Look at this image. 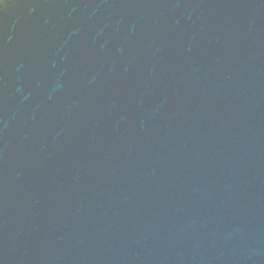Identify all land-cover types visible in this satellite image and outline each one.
<instances>
[{
  "label": "water",
  "instance_id": "95a60500",
  "mask_svg": "<svg viewBox=\"0 0 264 264\" xmlns=\"http://www.w3.org/2000/svg\"><path fill=\"white\" fill-rule=\"evenodd\" d=\"M0 264H264V0H0Z\"/></svg>",
  "mask_w": 264,
  "mask_h": 264
}]
</instances>
